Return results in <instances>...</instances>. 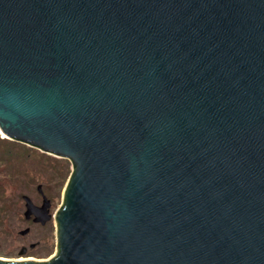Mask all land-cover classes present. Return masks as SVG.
<instances>
[{
	"label": "water",
	"instance_id": "water-1",
	"mask_svg": "<svg viewBox=\"0 0 264 264\" xmlns=\"http://www.w3.org/2000/svg\"><path fill=\"white\" fill-rule=\"evenodd\" d=\"M0 133L73 165L0 264H264V0H0Z\"/></svg>",
	"mask_w": 264,
	"mask_h": 264
},
{
	"label": "trees",
	"instance_id": "trees-1",
	"mask_svg": "<svg viewBox=\"0 0 264 264\" xmlns=\"http://www.w3.org/2000/svg\"><path fill=\"white\" fill-rule=\"evenodd\" d=\"M72 167L71 160L67 158L41 152L22 142L1 137L0 134V225L4 221L11 224L18 216H22L25 222H30L26 219L25 214L22 215L24 207L18 206V201L14 202L7 196L5 192L7 186L24 189L28 194L27 196L36 203V200L43 199V195L39 192V185H41L44 195L52 203L54 198L49 192L60 194L72 172ZM32 187L35 188L37 199L30 195L29 190ZM24 196L20 195L19 200L21 198L24 200ZM31 222L34 225H40V223ZM46 225L41 224V226ZM29 233H31L30 227L27 234ZM49 251L46 253L34 252V254L47 255Z\"/></svg>",
	"mask_w": 264,
	"mask_h": 264
},
{
	"label": "rangeland",
	"instance_id": "rangeland-1",
	"mask_svg": "<svg viewBox=\"0 0 264 264\" xmlns=\"http://www.w3.org/2000/svg\"><path fill=\"white\" fill-rule=\"evenodd\" d=\"M1 134V133H0ZM1 137H4L1 134ZM25 144V143H23ZM27 145V144H26ZM30 146V145H29ZM32 147V146H31ZM35 148V147H33ZM37 149V148H36ZM39 150V149H38ZM41 151V150H40ZM43 152V151H41ZM54 156V155H53ZM57 157V156H56ZM68 181V180H67ZM67 183V182H66ZM66 186V184H65ZM65 187L61 190L60 194H56L52 191H48L51 196L54 198L52 206L50 209L53 218L48 221L45 225H34L32 222H25L22 216L10 223L3 222L0 225V258L2 259H38V260H47L48 258L54 256L58 251V242H57V221L55 219V213L59 206L62 204L64 196ZM30 195L33 198L37 199L38 196L35 194V188L32 187ZM7 196L10 197V200L18 201V206L24 207L22 215L26 210L25 200L22 198L19 200L20 195H28L24 189H15L14 187L7 186L5 188ZM43 199L40 201L36 200V204H42ZM31 228V233L23 234L22 231L27 228ZM34 246V247H33ZM50 250V251H49ZM47 255H35L36 253H46Z\"/></svg>",
	"mask_w": 264,
	"mask_h": 264
},
{
	"label": "flooded vegetation",
	"instance_id": "flooded-vegetation-1",
	"mask_svg": "<svg viewBox=\"0 0 264 264\" xmlns=\"http://www.w3.org/2000/svg\"><path fill=\"white\" fill-rule=\"evenodd\" d=\"M38 205V204H37ZM41 205V204H40ZM33 218H34V216H31V218L29 219V221L31 222V221H33Z\"/></svg>",
	"mask_w": 264,
	"mask_h": 264
},
{
	"label": "bare ground",
	"instance_id": "bare-ground-1",
	"mask_svg": "<svg viewBox=\"0 0 264 264\" xmlns=\"http://www.w3.org/2000/svg\"><path fill=\"white\" fill-rule=\"evenodd\" d=\"M19 260H24V258H19Z\"/></svg>",
	"mask_w": 264,
	"mask_h": 264
}]
</instances>
